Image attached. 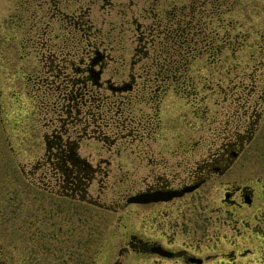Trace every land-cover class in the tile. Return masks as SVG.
Listing matches in <instances>:
<instances>
[{
	"label": "rangeland",
	"instance_id": "374dc122",
	"mask_svg": "<svg viewBox=\"0 0 264 264\" xmlns=\"http://www.w3.org/2000/svg\"><path fill=\"white\" fill-rule=\"evenodd\" d=\"M158 1L163 28L171 26V30L180 11L188 10L191 3L192 9L196 8L193 16L202 23L209 10L206 2L198 0ZM219 3L222 13L219 18L214 16L208 27L217 31L219 38L216 34L206 38L208 47H212L211 39L217 38L214 43L221 46L218 55L208 51L196 55L186 76L178 80L180 85L163 83V92L170 85L169 93L157 106L133 99L123 113H103L104 135L109 136L110 128L116 130L115 124L126 122L128 126L131 112L136 119H150L152 136L147 142H132L137 133L125 130L120 134V146L111 149L102 142H83V156L110 158V162L104 163L108 168L103 165L107 170L103 189L99 191L94 184L87 202L81 203L52 193L54 175L44 166L54 134L65 135L66 127L57 113L65 105L61 97L65 88L62 79H47L53 76L50 60L53 55L55 67L60 69L55 74L73 76V66L85 58L81 51L68 48L70 53L61 47L66 36L65 14L91 8V20L101 28L98 43L110 56L104 79L121 83L133 73L143 76L136 79L137 89L150 92L156 85L153 76L147 74L145 79L146 67L132 68V56L136 25L150 23L151 10H145L146 0H114V6L104 9L101 0L92 7V0H69L68 4L67 0H0V264H161L147 258L137 260L131 253L119 257L132 233L157 235L155 239L163 242V216L156 219L160 212L126 205L152 169L148 157L163 155L170 160V155L180 152L173 140L185 134L209 139L215 126L229 121L230 127L240 130L256 99L264 97V0ZM168 15L174 16L171 22ZM31 19L37 24L33 26ZM181 89L195 92L196 99L177 98L174 94ZM101 90L105 94L107 87ZM108 100L111 97L107 98L111 102ZM210 148L200 144L194 153L207 155ZM39 164L42 167L36 169ZM235 170L254 180L263 177L264 187V102L257 137L244 148Z\"/></svg>",
	"mask_w": 264,
	"mask_h": 264
},
{
	"label": "flooded vegetation",
	"instance_id": "af4514ba",
	"mask_svg": "<svg viewBox=\"0 0 264 264\" xmlns=\"http://www.w3.org/2000/svg\"><path fill=\"white\" fill-rule=\"evenodd\" d=\"M97 1L99 0H92L90 7L96 5ZM113 1L101 0L102 9L114 6ZM68 2L69 0L67 4ZM146 2L148 8H144L151 10V20L148 24L136 25L137 38L132 68L139 65L142 70L146 67L145 79L149 77L147 74L153 76L156 85L150 92L137 89L136 79L143 76H135L133 73L129 80L121 83L104 79L110 56L106 49L101 48L104 46L98 43L101 28L91 20V8L85 11L79 8L65 14L66 36L61 47L68 52V48L81 51L85 58L80 60L79 65L73 66V76L55 74V70L60 69L55 67L53 55L49 63V72L53 76H47V79H62L61 83L64 84L61 97L65 105L60 108L62 114L58 110L57 113L58 120L66 126L63 130L65 135L55 133L52 144L46 150L44 166L46 171L54 175L55 187L51 190L52 193L84 203L87 202L94 184L98 185L99 191L102 190L103 179L107 175L104 166L108 168L104 163H109L110 158L90 160L88 156H83V142H102L111 149L120 146V134L125 130L137 133L132 142H147L152 136L150 119L146 116L136 119L131 112L130 119L127 118L128 126L126 122L122 126L115 124L116 130L110 128L109 136L104 135L103 113H123L130 109L133 99L142 104L147 102L153 107L157 106L165 99L164 95L170 87L167 84L164 87L166 91L163 92V83H178L182 78L163 76V36L164 41H167V29L165 26L163 28V11L159 8L158 0ZM192 8L193 3L188 10L185 8L180 13L186 14L189 10L191 12ZM172 17L174 16L168 15L166 19L171 22ZM31 21L33 26L37 24L36 20ZM156 41L159 45H155ZM105 87L107 90L104 94L101 89ZM108 97L112 99L108 100L111 101L109 103ZM190 97L196 99V93L190 91L179 98L188 100ZM263 102L264 97L256 99L254 109L249 117H244L245 123L239 126L240 130L230 127L229 121L224 126H215L209 139L181 134L182 138L173 140L180 152L174 151L176 155H170L172 159L169 160L163 155L157 158L148 157L147 163L153 164L152 169L139 184L134 195L157 192L163 193V196L171 192H181L182 195L158 203L127 202V206L151 207L157 213L160 212L158 218L154 217L158 220L163 216L160 221L163 223V236L160 237L163 242L155 239L158 238L157 235L132 233L126 237L129 240L119 251V257L131 253L136 255L137 260L147 258L161 264H264L263 177L254 180L237 174L235 170L244 148L257 137ZM106 126L109 127L108 124ZM200 144L211 147L207 155L199 157L194 153ZM116 156L123 157L120 154ZM139 158L144 161L142 157ZM39 167L42 166L39 164L36 169ZM160 247L163 248V256L154 251ZM155 257L158 259H154Z\"/></svg>",
	"mask_w": 264,
	"mask_h": 264
},
{
	"label": "trees",
	"instance_id": "16d2710c",
	"mask_svg": "<svg viewBox=\"0 0 264 264\" xmlns=\"http://www.w3.org/2000/svg\"><path fill=\"white\" fill-rule=\"evenodd\" d=\"M202 1V4L206 2L209 7L208 13L205 14V20L202 23L201 18L193 16L196 8L189 10L188 14H181L174 30H171V26L166 29V42L163 41V74L166 76H186L188 70V64L201 53L208 51L218 55L221 52V46L216 43V37L218 32L214 29H208L210 23H213L214 16L219 18L222 13L220 10V0H198ZM223 1V0H222ZM194 7V4H193ZM196 7V6H195ZM220 7V8H219ZM187 18L188 20H180ZM218 21H220L218 19ZM194 29V32L191 29ZM169 29V30H168ZM211 34L217 36L211 39L212 47H208L207 37H211ZM219 38V37H218ZM221 42V40H219ZM222 43V42H221ZM225 43V42H224Z\"/></svg>",
	"mask_w": 264,
	"mask_h": 264
},
{
	"label": "water",
	"instance_id": "95a60500",
	"mask_svg": "<svg viewBox=\"0 0 264 264\" xmlns=\"http://www.w3.org/2000/svg\"><path fill=\"white\" fill-rule=\"evenodd\" d=\"M181 193H174L169 196L163 197V194H152V195H139L134 197L133 199L130 200V202H135V203H151V202H158V201H163V200H168L171 199L172 197L175 196H180Z\"/></svg>",
	"mask_w": 264,
	"mask_h": 264
}]
</instances>
